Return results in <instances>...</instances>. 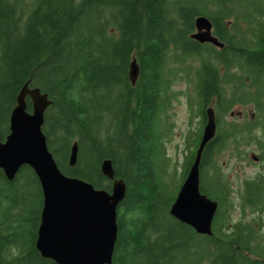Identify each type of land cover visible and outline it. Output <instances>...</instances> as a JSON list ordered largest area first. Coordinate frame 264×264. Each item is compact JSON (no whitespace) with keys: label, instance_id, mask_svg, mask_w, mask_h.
Returning <instances> with one entry per match:
<instances>
[{"label":"trees","instance_id":"16d2710c","mask_svg":"<svg viewBox=\"0 0 264 264\" xmlns=\"http://www.w3.org/2000/svg\"><path fill=\"white\" fill-rule=\"evenodd\" d=\"M198 15L209 18L222 48L190 37ZM133 58L134 85L127 75ZM26 82L52 101L42 130L59 169L110 191L100 170L109 158L124 180L110 264H264V171L233 188L217 160L225 149L246 160L254 147L264 166V0H0L2 140ZM180 94L199 121L184 136L176 177L165 144ZM208 106L216 133L202 151L200 190L218 207L212 235H202L169 208ZM239 108L241 119H227ZM42 202L29 166L13 180L0 169V264H57L35 247ZM236 207L241 217L230 225Z\"/></svg>","mask_w":264,"mask_h":264},{"label":"water","instance_id":"95a60500","mask_svg":"<svg viewBox=\"0 0 264 264\" xmlns=\"http://www.w3.org/2000/svg\"><path fill=\"white\" fill-rule=\"evenodd\" d=\"M190 37L199 43L209 42L219 48L224 43L212 33V23L205 15L194 19ZM139 66L133 58L128 66V79L135 84ZM31 102L27 109L26 98ZM52 101L38 87L24 83L16 95L9 117V132L0 137V169L13 180L27 165L38 178L43 202L35 247L44 258L57 264H110L117 235L116 209L126 191L124 180L115 177L109 158L101 161V173L112 180L107 191L92 183L64 174L46 143L42 130L46 108ZM205 123L194 158L181 182L169 213L202 235H212V221L218 202L200 190L199 165L202 151L215 136L216 118L212 106L204 110ZM77 142L71 145L69 165H74ZM255 157V156H254Z\"/></svg>","mask_w":264,"mask_h":264},{"label":"rangeland","instance_id":"374dc122","mask_svg":"<svg viewBox=\"0 0 264 264\" xmlns=\"http://www.w3.org/2000/svg\"><path fill=\"white\" fill-rule=\"evenodd\" d=\"M183 86V83H178L174 85V89L181 91ZM239 110L241 111H235L233 116L227 115V119L234 117H239L241 119L243 117L242 113L244 108H239ZM169 111L172 115L174 127L172 133L166 139L165 147L167 155L171 158V165L174 171L172 173H174L176 177H179L182 168L181 164L186 152L184 147V136L188 130L193 131V128L198 126L199 117H190L192 111L186 102V98L181 94L178 100L172 101ZM248 155V159L242 161L239 160L230 149H225L217 155V160L221 164L223 172L227 174L228 180L233 188L236 187L239 182H242L245 177L252 176L259 171H264V166L260 164L261 162L256 157L257 152L254 147H252ZM234 196L236 198L237 193L234 192ZM240 217L241 211L239 207L234 208L231 211V222L229 224L235 223Z\"/></svg>","mask_w":264,"mask_h":264},{"label":"flooded vegetation","instance_id":"af4514ba","mask_svg":"<svg viewBox=\"0 0 264 264\" xmlns=\"http://www.w3.org/2000/svg\"><path fill=\"white\" fill-rule=\"evenodd\" d=\"M205 43H207V44H211V43H209V42H205Z\"/></svg>","mask_w":264,"mask_h":264}]
</instances>
